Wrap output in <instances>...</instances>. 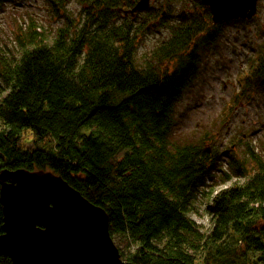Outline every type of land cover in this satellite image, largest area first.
<instances>
[{
	"label": "trees",
	"instance_id": "obj_1",
	"mask_svg": "<svg viewBox=\"0 0 264 264\" xmlns=\"http://www.w3.org/2000/svg\"><path fill=\"white\" fill-rule=\"evenodd\" d=\"M87 1L84 23L66 15L51 39L32 22L16 35L19 58L0 61V174L26 170L61 177L105 210L113 240L123 237L134 246L130 263L264 264V162L255 159L258 166L248 175L234 158L224 169L220 154L206 150L213 145L208 132L175 137L178 105L199 76L200 49H217L223 26L249 24L211 26L200 0L170 25L169 12L159 18L161 11L148 10L142 30L160 19L159 27L171 33L153 59L175 66L158 73L148 63L138 65L141 28L117 12L137 0ZM60 2L64 7V0L50 3L58 11ZM258 28L264 33V25ZM257 50L240 75L233 99L238 104L264 98V43ZM217 170L221 182L239 176L246 181L211 193L213 226L205 233L190 217L191 199L208 179L215 181ZM3 226L0 203V236ZM0 264L14 262L0 255Z\"/></svg>",
	"mask_w": 264,
	"mask_h": 264
},
{
	"label": "rangeland",
	"instance_id": "obj_2",
	"mask_svg": "<svg viewBox=\"0 0 264 264\" xmlns=\"http://www.w3.org/2000/svg\"><path fill=\"white\" fill-rule=\"evenodd\" d=\"M64 1V7L60 2L57 11L50 3L51 0H5L0 8V61L3 59L15 61L19 58L21 49L16 41V35L20 29L26 30L32 22L38 25L40 30L44 29L51 39L66 23V15L78 25L84 23L86 12L83 9L89 7V2ZM192 1H179L171 6L169 0H156L151 2V9L166 10L167 15L169 12V16L165 15V17H167V25H170L175 23L182 11L190 10ZM258 7L259 14L248 27L234 23L225 25L222 27L223 36L217 40V49L214 46L200 49L197 57L200 61L199 76L194 81L195 86L184 94L176 114V118L179 119L175 131L176 138L191 139L195 133L199 137L208 132L213 143L212 146L206 145L211 147L209 153L216 151L220 154L224 169L228 168L227 164L232 158L241 161L247 175L257 168L258 158L264 162V98L255 95L251 102L247 101L248 98H242L240 104L233 99L235 93L241 90L238 83L240 72L247 69L250 60L256 56L257 49L264 43V33L258 28L259 25H264V0H260ZM147 16L145 12L138 14L133 19L135 20L133 25L140 29L141 23ZM170 34L168 26L151 31H143L142 28L139 30L137 63L142 69L148 63V66H154L158 73L168 69L172 72L174 61L153 59V52L168 39ZM234 102L235 104H232ZM225 111L227 122L224 124L220 117ZM40 173L44 172H37ZM219 174L220 171L217 170L215 181L208 179L191 199L190 217L205 233L213 226L209 211L211 193L225 189L235 182L246 181V176H239L221 182L218 178ZM114 243L119 249L121 260L128 262L127 257L135 250L134 246L129 248L128 241L119 236L114 238ZM240 247L243 250V246Z\"/></svg>",
	"mask_w": 264,
	"mask_h": 264
},
{
	"label": "water",
	"instance_id": "obj_3",
	"mask_svg": "<svg viewBox=\"0 0 264 264\" xmlns=\"http://www.w3.org/2000/svg\"><path fill=\"white\" fill-rule=\"evenodd\" d=\"M257 1L202 0L215 24L251 19L257 13ZM150 2L139 0L133 9L119 8L118 12L135 17ZM157 26L152 24L147 30ZM44 173L17 170L0 174L4 211L0 255L10 257L14 264H133L121 260L105 210L61 177Z\"/></svg>",
	"mask_w": 264,
	"mask_h": 264
},
{
	"label": "flooded vegetation",
	"instance_id": "obj_4",
	"mask_svg": "<svg viewBox=\"0 0 264 264\" xmlns=\"http://www.w3.org/2000/svg\"><path fill=\"white\" fill-rule=\"evenodd\" d=\"M152 1H154V0H152ZM152 1H151V2H152ZM194 4H195V3H192V4H191L190 10H186V12H187L188 14L193 12L192 7L194 6ZM172 5H173V2L171 3V6H172ZM169 9L172 10V8H170V7H169ZM154 11H157V9H155ZM154 11H152V12L155 13ZM166 12H167V11H166ZM163 14H164V13H163V11H162V12H161V16H165V15H163ZM159 18H161V17H159Z\"/></svg>",
	"mask_w": 264,
	"mask_h": 264
}]
</instances>
